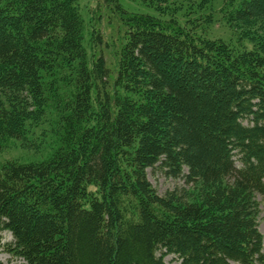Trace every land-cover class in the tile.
Returning a JSON list of instances; mask_svg holds the SVG:
<instances>
[{
	"label": "trees",
	"instance_id": "1",
	"mask_svg": "<svg viewBox=\"0 0 264 264\" xmlns=\"http://www.w3.org/2000/svg\"><path fill=\"white\" fill-rule=\"evenodd\" d=\"M141 1L157 15L115 4L111 80L77 0H0V139L41 127L54 143L0 167L7 250L25 264H264L263 52L207 36L191 0ZM148 168L181 183L159 195Z\"/></svg>",
	"mask_w": 264,
	"mask_h": 264
},
{
	"label": "rangeland",
	"instance_id": "2",
	"mask_svg": "<svg viewBox=\"0 0 264 264\" xmlns=\"http://www.w3.org/2000/svg\"><path fill=\"white\" fill-rule=\"evenodd\" d=\"M193 12L207 16L204 19L206 35L222 39L239 49H260L264 55V16L255 8V15L246 19H236L232 13L241 6L242 0H191ZM80 15L84 23L82 44L90 61L99 55L104 57L110 69L112 80L117 72L121 49L125 42L126 27L119 19L120 13L115 7L119 4L129 12L155 14L156 11L141 0H77ZM231 4V5H230ZM257 7V6H255ZM195 10V11H194ZM180 14V12H178ZM193 16V15H192ZM203 18V17H202ZM16 136H3L0 139V167L9 161L27 162L43 159L51 152L53 140L45 135L41 127L35 128L25 136L17 130L11 131ZM147 177L159 195L172 189L181 181L165 177L157 169L147 170ZM259 230L264 242V212L260 213ZM12 239L7 231H0V264H25L24 260L15 257L7 250V243ZM170 264H176L171 255L165 257Z\"/></svg>",
	"mask_w": 264,
	"mask_h": 264
}]
</instances>
